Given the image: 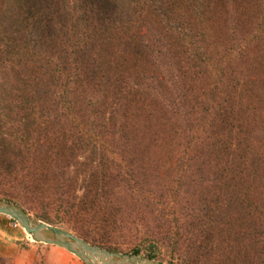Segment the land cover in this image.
<instances>
[{"label": "trees", "instance_id": "16d2710c", "mask_svg": "<svg viewBox=\"0 0 264 264\" xmlns=\"http://www.w3.org/2000/svg\"><path fill=\"white\" fill-rule=\"evenodd\" d=\"M250 6L263 14L264 0H0V199L28 214L35 204L73 212L77 226L69 228L105 250L169 264H208L211 235L206 231L212 223L199 226L195 220L181 227L190 200L145 180L155 171L167 180L176 174L172 148L182 142L189 159L183 165L191 167L186 180L208 172L232 181L257 176L253 141L261 137L244 129L245 117L234 111L227 117L226 105H215L227 63L247 56L229 33L253 15ZM263 34L264 20L252 41ZM245 43L254 48L250 39ZM252 85L253 93L263 86ZM61 131L65 137L53 135ZM82 149L80 166L90 184L75 206L50 192L47 184L56 181L46 179L57 157L69 153L74 159ZM245 158L252 171L245 170ZM125 160L130 173H141L139 182L122 174ZM114 190L132 195L125 203L118 196L106 199L116 210L129 204L133 211L126 218L102 206L101 195ZM134 213L142 220L132 218ZM188 226L202 241L198 250L193 243L181 246ZM138 229L144 239L135 248L117 246V237L137 236ZM164 238L172 242L166 253ZM241 249L245 264H264V254Z\"/></svg>", "mask_w": 264, "mask_h": 264}, {"label": "rangeland", "instance_id": "374dc122", "mask_svg": "<svg viewBox=\"0 0 264 264\" xmlns=\"http://www.w3.org/2000/svg\"><path fill=\"white\" fill-rule=\"evenodd\" d=\"M256 3L257 2H255V4ZM228 8L232 9V5H228ZM249 9L253 11V15L244 17L242 26L237 28L236 32L232 29L229 33V35L233 37V41L235 39L234 44L241 45V48L247 56L245 57V61L241 60L238 55L236 60L231 58V65L227 63V67L229 68L227 71L228 75L219 80L220 95L215 105H218V103L226 105L225 111L227 117L232 111H234V115L238 114L241 118L245 117L244 122H242L244 124V129L247 128V132L253 131L256 133V137L257 135L261 137V139H254L253 141V148L256 150L253 151V155L257 154L260 162L257 176L253 171L254 175L251 178L246 175H241L236 179L234 178L235 180L232 181L231 176L223 180L221 177L218 178L216 173L213 174V172H208L206 176L201 179H196L193 182L191 180H186L184 174L189 173L188 169L191 170V167L186 168L188 163L186 167L183 165V163L189 162V159L184 156L187 143L182 142L181 145L179 143L177 144V149L176 147L172 148L174 153L171 156L170 165L172 169L177 170L176 174L170 177V180H167L162 171H155L150 174L149 180H145L146 184L150 183L157 189L160 188V190L165 189L169 194L170 191H175L178 193L177 195L181 201L183 198L185 201L190 200L191 207L190 209L186 208V210H184L185 216H183L184 219L180 222L181 227L186 228L187 224L195 220H199V226L201 223H212L213 229L209 227L206 231L212 238H210L209 243V255L212 256H209L208 264H245L244 252L241 248L247 249L248 252L254 249L253 253L251 251L252 255L258 252L264 254V34L261 35L259 40L252 41L251 39L256 29L260 27L262 20H264V11L263 14L259 13L254 6H250ZM249 9H246L245 12H248ZM235 11L239 10L235 9ZM237 14L239 13H236V15ZM214 20V18L210 19L213 25ZM248 39H250V43L254 45L253 49L249 44L250 49L246 48L247 43H245V41H248ZM251 82L257 84V86L263 84L261 87L262 89L258 87L259 89L253 93L254 90L252 89L254 87ZM245 108L247 110L249 109L248 114L244 113ZM200 115L201 109H198L197 116L199 117ZM238 116L235 117L238 118ZM50 117L53 118L52 115H50ZM79 121L80 120L76 118L75 122ZM53 135L60 137L66 136L63 131ZM223 139L224 138L221 137V140ZM42 140V143H45L43 138ZM232 147H234V145H232ZM99 149L100 148H98V151ZM232 150L233 148L231 151ZM110 152L111 150L105 151L107 156H109ZM68 154L69 153H66V157L56 158V161L52 165V170H49L47 174L49 178L46 180L56 181L54 184H47L50 192L63 195L66 199H72L73 204L76 206V204L83 199V195L86 194L90 180L88 178L89 175L84 174L83 167L80 166L84 160L83 149L75 154L74 159L68 157ZM182 156L185 157L183 160ZM229 161L234 165L232 157H229ZM122 164L125 168V172H122L123 175H127L132 181L139 182L142 179L140 172L134 171L130 173L129 161L125 160ZM231 164L229 165L232 167ZM243 166L245 170H253L252 163H250L247 158L244 159ZM111 169L110 172L116 175L118 170L114 168ZM166 170L167 167L165 171ZM166 181H168V183H166ZM200 184L206 188L203 190L200 189ZM227 185H230L231 188H227ZM119 187L120 186L116 187L117 190ZM134 187H139V184ZM112 192L113 195L108 197L101 195L100 201L103 208L117 214L118 217L126 218L125 216L128 210H133L129 204L125 206L124 203L125 200H129V197L131 199L132 195L128 194L127 190H114ZM116 196L119 197L118 201H124L123 204H119L120 209L118 210L108 204L110 200L117 201L115 200ZM106 199H110L107 201L108 203ZM41 206L43 205L35 204L33 206L35 212H30L29 214L35 218H37V214L46 216L55 223L54 225H50L68 230L78 237V235L69 228V226H77L73 212L70 214L67 212L65 213L64 208L58 209L55 205L47 207L46 209H42ZM113 206L117 207L116 204H113ZM169 211H172V209L169 208ZM138 216L139 213L138 215L137 213L131 215L132 218L137 217V220H142V218ZM253 216L254 219L252 218ZM69 223H73L74 225ZM192 227L193 226H188V230H182L183 236L181 246L182 248H186L193 243L192 245L198 250L202 245V241L198 238L199 234L197 235L196 232H193ZM141 228L142 227H140V229ZM201 228L202 227H199V229ZM93 229L95 230V228L91 229L92 234L95 235ZM140 229H138L139 233H137V236L124 232L122 237L120 236L121 239L117 237L118 240H120V243L117 242V246L124 250L135 248L138 243L144 239V236L141 234L144 232L140 231ZM199 232L200 231H198V233ZM171 243V241L164 238L162 245L165 253L171 250ZM30 244L32 247H26L29 251V253H27L28 255H25L18 261L14 260L13 262L1 259L0 264H83L77 257L61 248L36 243L33 238H30ZM161 262L169 264L166 261Z\"/></svg>", "mask_w": 264, "mask_h": 264}, {"label": "water", "instance_id": "95a60500", "mask_svg": "<svg viewBox=\"0 0 264 264\" xmlns=\"http://www.w3.org/2000/svg\"><path fill=\"white\" fill-rule=\"evenodd\" d=\"M0 214L16 221L36 243L61 248L77 257L83 264H165L141 255L119 254L93 246L68 230L49 225L14 203L1 199Z\"/></svg>", "mask_w": 264, "mask_h": 264}, {"label": "crops", "instance_id": "0c3cea01", "mask_svg": "<svg viewBox=\"0 0 264 264\" xmlns=\"http://www.w3.org/2000/svg\"><path fill=\"white\" fill-rule=\"evenodd\" d=\"M13 221L0 214V260L18 261L28 255L26 247H32L28 234L21 227H14Z\"/></svg>", "mask_w": 264, "mask_h": 264}, {"label": "built area", "instance_id": "2783aa9c", "mask_svg": "<svg viewBox=\"0 0 264 264\" xmlns=\"http://www.w3.org/2000/svg\"><path fill=\"white\" fill-rule=\"evenodd\" d=\"M13 224H14V227L20 228V225L16 221H13Z\"/></svg>", "mask_w": 264, "mask_h": 264}]
</instances>
